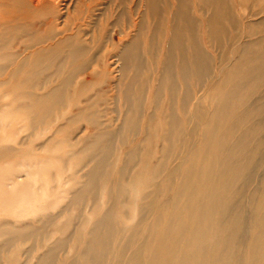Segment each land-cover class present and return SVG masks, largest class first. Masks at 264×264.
<instances>
[{
    "label": "rangeland",
    "instance_id": "obj_1",
    "mask_svg": "<svg viewBox=\"0 0 264 264\" xmlns=\"http://www.w3.org/2000/svg\"><path fill=\"white\" fill-rule=\"evenodd\" d=\"M63 1L68 3L67 8H70L71 12L66 15V10L64 11V16L60 20L62 23L74 18L80 7L79 0ZM85 1L89 3L88 0ZM135 1L133 3L127 1V16L119 26L114 27L113 39L116 43L121 39V42L117 44L115 50L110 47L109 53L105 52V57L109 59L106 67L110 66L108 70L111 73L109 84L93 87L88 94L94 95L96 90L101 88L108 91L106 100L96 103L93 107L100 110L101 118L98 122L103 123V126L90 139L85 140L89 143L87 146L78 144L91 131L85 124L86 121L71 127L66 124L70 115L74 113V107L70 106L60 115L61 118L52 121L49 129H46L47 125L42 126L43 124L34 129L27 125V120L21 114L11 111L15 104L11 102V98L3 97L11 87L0 86V101H3L0 102V225L9 223L10 227L20 228L32 224L36 229L42 225L46 216H52L54 219L53 224L45 229L46 239L33 238L29 235L31 229L15 230L14 234H18L20 238H17L11 247L3 246L4 248L0 249V264H93L89 257L97 256L101 250L89 244V234L98 217L105 215L109 204L115 205L109 217L112 216L119 231L109 239L110 248L103 252L101 264H136L139 255H141L139 264H152L157 248L163 244L169 228L168 221L173 214V199H180L179 208L184 209L192 191L197 193L198 198L195 200V220L184 235L180 252L184 250L190 234L198 228V241L194 247L198 248L199 258L203 264H258L264 259V245L262 248L254 246L256 234L252 228L246 227V242L242 246L237 240L241 225H233L229 231L222 230L220 232L222 239L219 240L218 237L219 210L227 199L234 202L231 214L234 220L240 216L243 221L250 219L252 224L253 218H264V163L255 164L258 154L264 153V79L261 86H258L240 108L232 113V117L223 122L224 125L219 128L222 142L213 146L211 151L199 142L201 136L206 133L205 124L213 125L209 123L211 118L201 123L192 113L188 119L185 117L181 109L185 85L182 80L181 83L177 82L179 90L174 96L177 97L174 109L175 114L182 118V124L186 126V135L183 134L176 149L171 150L164 139L165 135L170 133L168 117L172 107L170 100L172 83L160 87L158 78L161 76L160 62L162 63L163 54L158 58L159 67L152 54L153 27L157 19L151 18L147 13L144 1ZM237 1H232L234 8L229 2L231 6L228 7L229 11L237 20L239 17L242 24L243 13L246 10L243 22L251 23L254 32L249 33L245 26L233 29V24L227 22L225 23L227 35L212 39L209 38L207 31L211 11L205 15V7L200 1L192 2V11L204 22L201 29V44L212 58L213 68L219 64L223 51L228 53L235 43L233 37L236 32L241 33L242 37L237 47L242 41L249 39L255 44L253 50L256 54H264V24L257 25L264 19V0ZM120 2L121 0H102L93 13L92 21L100 19V13L105 12L101 10L111 4L110 12H107L106 16L114 23L117 13L124 8L120 6ZM172 4L165 14L167 24L177 11V8L173 9ZM120 27L128 34L125 38L120 37ZM88 30L92 32L91 27ZM139 34L138 42L145 48L143 56L146 65L140 67L131 62L124 72H120L119 55L123 54L125 47ZM19 47L17 45V48ZM163 49L164 45L159 51L162 52ZM93 52L94 50L91 53ZM230 55L233 61L240 56L232 53ZM65 57L66 55L59 58ZM65 66L64 69L67 71L70 67ZM121 74L123 77L120 88L132 92V99L136 104L133 116L142 127L138 133L137 130L134 132L126 130L124 135L116 138L114 144H111L113 166L99 168L110 174L106 180V177L98 179V183L101 184L98 192L100 201L102 199L101 206L94 208L95 201L87 196L81 202L71 203L72 206L68 208L74 193L90 184L87 173L97 165L93 156L104 153L108 146L103 134L119 130L125 119V101L123 96L117 101L116 91ZM51 75L52 73L47 75L40 73L39 82L43 83L42 80ZM217 78L208 76L198 79V76H195L189 83L192 92H197L196 90L204 86L201 99L203 98L208 113L213 110L215 106L213 101H216L221 93V89L219 92L214 91ZM50 87L51 85L45 89ZM226 88L229 89L230 86ZM144 93L145 99L143 101V97L138 99ZM159 93L161 103L155 109V99H158ZM197 100L198 98L193 101V106ZM83 104L85 103L80 102L79 106ZM193 106L190 107L191 110L194 109ZM88 114V111L84 112L85 119ZM150 118L154 120L155 126L144 132V126L149 123ZM61 125L65 126L60 128ZM212 130L213 128H209V131ZM191 138L193 139L190 146L188 143ZM142 139L148 142L141 144ZM183 141L185 143H181ZM182 148L186 149L185 156L180 153ZM131 152L134 155H131ZM129 154L132 159L129 165L125 166L124 160ZM140 161L141 167L137 165ZM123 168L124 176L121 175ZM247 175L253 177L246 179ZM9 178H14L15 181ZM228 184L231 186L230 192L226 189ZM19 186L20 192H24L12 197L17 193L16 188ZM26 191H30V197L26 196ZM83 219L87 220L80 224ZM59 224L63 225L66 234L61 233V228L57 227ZM76 229L81 236L79 234L73 242L70 239ZM66 237L69 242L64 241ZM3 238L4 235L0 234V246ZM203 244H206V249L201 253L200 248ZM224 250L232 256L217 262L218 256ZM49 256L53 259H48Z\"/></svg>",
    "mask_w": 264,
    "mask_h": 264
},
{
    "label": "bare ground",
    "instance_id": "obj_2",
    "mask_svg": "<svg viewBox=\"0 0 264 264\" xmlns=\"http://www.w3.org/2000/svg\"><path fill=\"white\" fill-rule=\"evenodd\" d=\"M88 1L89 3L85 0H79L80 7L77 9L74 18H69L62 23L60 20L64 16V11L66 10V15L71 12L70 8H67L69 6L68 3H63V0L61 2L59 0H0V86L11 87L9 92L3 94V97L11 98V102L15 103L11 111L21 114L27 120V125L34 129H37L42 124V126L47 125L46 129H49L50 127L48 126H51L52 121L61 118L60 115L66 112L70 106L74 107V113L70 115L66 124L71 127L86 121L85 124L91 130V134L85 135L79 141L78 144H82V146H87L89 143L85 140L90 139L103 126V123L98 122V119L101 118L100 110L93 109V107L96 106V103L106 100L108 91L101 88L98 91L96 90L94 95L88 96V94L93 87L104 85L105 83L109 84L111 73L108 70L110 66L106 67V62L109 59L105 57V52L108 54L110 47L115 50L117 44L121 42V39L118 40V43L113 39L114 27L119 26L126 18L127 1L133 3L135 0H121L120 6H124V8H121L117 13L114 23L110 22L109 16H106V13L110 12L111 4L101 10L105 12L100 13V19L92 21L93 13L102 0ZM141 1L146 3L147 13L150 17L157 19V23L153 27L152 49L154 52L152 54L158 67V58L163 54L162 63L160 62L161 76L158 78L160 87L165 86L167 83H172L170 88L172 107L171 114L168 117L170 133L165 135L166 145L171 150H175L183 134L186 135V126L182 124V118L175 114L174 109V103H176L177 99L174 96L178 94L179 90L177 82L181 83L180 80H182L185 87L181 100V109L185 117L188 119L192 113L201 123L207 118H211L209 123L214 125L206 123V133L199 139V142L204 144L207 150L211 151L213 146L220 145L222 142V133L219 128H222L223 122L225 123L229 120L232 117V113L240 108L245 99L252 95L255 89H258V86H261L264 79V54H256L253 50L255 44L249 39L242 41L237 47L236 45L241 41L242 37L241 33L236 32L233 37L235 43L229 50V54L223 51V57L219 64L213 68V60L205 52L201 44V29L204 22L201 21L196 12L192 11V2L198 0ZM171 1H176L180 7L177 8L172 19L167 24L165 14L170 9ZM199 1L205 7V15L211 11L207 28L210 39L227 35L225 30V23L227 22L233 24V29L245 26L249 33L254 32L251 23L244 24L243 22L246 10L243 13L242 24H240V18L238 17L237 20L229 11L228 7L231 8L230 4L234 8L232 1L238 2L237 0ZM205 15L203 14L204 17ZM35 19H38V21ZM263 24L264 19L257 25ZM89 27H91L92 32L88 30ZM140 29H142V24ZM119 34L123 38L128 35L123 29H121ZM85 36L88 38L84 39ZM139 38L140 34L125 47L123 54L119 55L120 72H124L131 62L140 67L146 65L145 57L143 56L145 48L141 42H138ZM17 40H22L23 42L18 43L16 42ZM17 45L20 47L17 48ZM162 45H164V49L160 52L159 49H161ZM32 49H34L32 52H28V50ZM58 50L62 51L57 52ZM93 50L94 52L91 53ZM231 53L240 56H238L236 61H233ZM64 55H66L64 59L59 58ZM65 65L70 67L67 71L64 69ZM54 68L55 70H53ZM213 71L217 75H213ZM40 73L44 75L52 73V75L46 77L45 80H42L43 83H40L38 78ZM195 76H198V79L200 77L204 79L208 76H212V78L218 77L214 91L219 92L221 89V93L216 101H213L215 106L210 113L206 111L203 98L201 99L203 94V92L201 94V91H203L204 86L200 90H196L197 92H192L189 89V83ZM122 77L123 75L121 74L120 81L116 84V91L118 95L117 101L121 96H123L125 101V119L119 130L114 133L109 134L106 132L103 134L105 140L108 141V146L104 153L93 156V160L96 161L97 165L96 168L87 173L89 174L90 184H86V186L82 189L79 188L74 193V198H71L68 208L72 206L71 203L81 202L87 196L95 201L94 208L101 206L102 199L100 201V194H98L101 184L98 183V179L106 177V180L110 174L99 168L113 166L111 162L113 155L111 144H114L116 138L124 135L126 130L131 132L137 130L136 133H138L142 127V124L138 123L135 116H133L136 104L132 99V92L130 90L123 91L120 88ZM233 78H235L233 82H230ZM49 85H51L50 89H45ZM228 86H230L229 89L226 88ZM145 95V93L143 96L140 95L138 99L143 97V101ZM196 98L198 100L193 106V101ZM0 102L3 103V101ZM80 102L85 104L79 106ZM160 103L161 93H159L158 99H155V109L158 108ZM191 106L194 109L191 110ZM86 111L89 114L85 119L84 112ZM63 126L65 125H61L60 128ZM154 126V120L150 118L149 123L144 126V132H148ZM209 128H213V130L209 131ZM192 139L188 143L190 146ZM147 142L145 139L140 141L141 144H146ZM185 150V148L180 150V153H183L184 156ZM131 155L134 154L131 152ZM131 155L129 154L125 158V166L129 165L132 159ZM260 162L264 163V153L258 154L256 157L255 164ZM137 165L141 167L142 161L138 162ZM27 173L29 174V172ZM124 173L125 169L123 168L121 175L124 176ZM253 175H247L246 179L253 177ZM9 179L15 181L14 178ZM22 187L25 188L24 186ZM230 187V184L226 186L228 192H230ZM16 189L17 193L12 197L24 192H20V186ZM119 192L121 193V187H119ZM26 193V196L30 197V191H26ZM152 195L153 193L150 196ZM196 199H198L197 193L192 191L184 209L179 208L180 199H173V214L168 221L169 228L163 244L158 245L159 247L154 256L155 260L152 264H203L199 258L198 248L194 247L198 241V228L190 234L184 250L180 252V244L184 239V235L189 225L195 220ZM114 203L117 204L116 202ZM233 203L232 199H227L219 210V240L222 239L220 236L222 230L229 231L233 225H241V232L237 235V240L241 242V246L246 242L245 230L248 227L249 229L252 228L256 234L254 246L262 248V245H264V218H253L252 224L250 219L249 221H243L240 216L235 217L234 220V218H231ZM107 207L105 215L98 217L89 234V244L101 250L97 256L89 257L90 262L93 264H101L103 262V252L110 248L109 239L119 231L118 226L113 222L112 216L109 217L113 213L115 205L109 204ZM85 220L87 219H83L80 224H83ZM53 221L52 216H46V219L41 223L42 225L36 229L35 225L33 226L32 224L20 228L10 227L9 223L1 224L0 234H3L4 238L0 249L11 247L14 241L20 238L18 234H14L17 229H31L29 235H32L33 238L46 239L45 229ZM57 227L61 228V233L66 234L67 231H65L62 224ZM79 234L80 232L76 229L70 240L74 242ZM64 241L69 242L68 237L64 238ZM205 249L206 244H203L200 252L203 253ZM231 256L232 254L224 250L218 256L217 262H221ZM48 259H53V257L49 256ZM140 260L141 255L136 258V264H139ZM258 264H264V259L260 260Z\"/></svg>",
    "mask_w": 264,
    "mask_h": 264
},
{
    "label": "crops",
    "instance_id": "obj_3",
    "mask_svg": "<svg viewBox=\"0 0 264 264\" xmlns=\"http://www.w3.org/2000/svg\"><path fill=\"white\" fill-rule=\"evenodd\" d=\"M171 2L173 3V4L171 3L173 6V9L180 7L179 5H177L178 3L176 1H174V2L171 1Z\"/></svg>",
    "mask_w": 264,
    "mask_h": 264
}]
</instances>
